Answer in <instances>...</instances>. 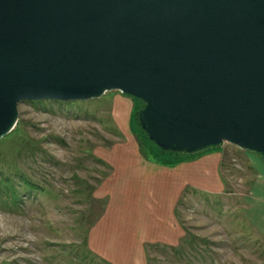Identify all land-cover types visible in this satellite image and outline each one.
<instances>
[{
    "label": "rangeland",
    "instance_id": "374dc122",
    "mask_svg": "<svg viewBox=\"0 0 264 264\" xmlns=\"http://www.w3.org/2000/svg\"><path fill=\"white\" fill-rule=\"evenodd\" d=\"M139 106L119 91L19 103L0 140V264H264V158L223 143L148 161ZM204 155L216 174L187 185Z\"/></svg>",
    "mask_w": 264,
    "mask_h": 264
},
{
    "label": "water",
    "instance_id": "95a60500",
    "mask_svg": "<svg viewBox=\"0 0 264 264\" xmlns=\"http://www.w3.org/2000/svg\"><path fill=\"white\" fill-rule=\"evenodd\" d=\"M110 91L163 151L264 158V0H0V140L23 101Z\"/></svg>",
    "mask_w": 264,
    "mask_h": 264
},
{
    "label": "trees",
    "instance_id": "16d2710c",
    "mask_svg": "<svg viewBox=\"0 0 264 264\" xmlns=\"http://www.w3.org/2000/svg\"><path fill=\"white\" fill-rule=\"evenodd\" d=\"M132 99L136 103L139 102V105H140L137 110L134 109L133 112L131 113V120H132V123L134 121V124L137 126V128L139 129V131H140V133L142 135L143 146L140 148V153L148 161H155L157 163H162L163 161H168L169 160L171 163H168V162H166V163L170 164V166H171V164H173L174 162H179V161L184 160V159L186 160V158H189V157H191L193 155H196L198 153H201V152L205 151V150H203V151H199V152H196V153H193V154H187V153H180V152L163 151L160 148H158L152 141H150L147 138L145 133L138 126L137 112H138L139 109H141L143 107V102L138 100V99H135V98H132ZM58 102H61V101H58ZM21 180L25 183V187L26 188H29V189L33 188V185L30 182L24 180L23 178ZM184 242L188 244V241L186 242V240H184Z\"/></svg>",
    "mask_w": 264,
    "mask_h": 264
},
{
    "label": "crops",
    "instance_id": "0c3cea01",
    "mask_svg": "<svg viewBox=\"0 0 264 264\" xmlns=\"http://www.w3.org/2000/svg\"><path fill=\"white\" fill-rule=\"evenodd\" d=\"M194 160H195V162L199 161V164L194 165V166H193V164H191L188 166L189 172L185 176L186 184L188 185V184H191L192 181H197V182L201 183L202 187H205L204 185L207 183L209 177L216 174V171L219 168V164L218 163L215 164L214 159L207 157V155L198 157ZM184 164H187V162ZM207 166H208V168H207ZM197 169H199L200 172H195V170H197ZM129 181L132 182L131 180H129ZM132 183L134 184V182H132ZM137 185H138V183L135 186L137 187Z\"/></svg>",
    "mask_w": 264,
    "mask_h": 264
}]
</instances>
